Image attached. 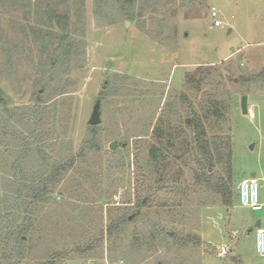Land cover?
<instances>
[{"label":"rangeland","instance_id":"obj_1","mask_svg":"<svg viewBox=\"0 0 264 264\" xmlns=\"http://www.w3.org/2000/svg\"><path fill=\"white\" fill-rule=\"evenodd\" d=\"M50 5L70 16L66 31L47 25ZM36 28L53 43L45 52ZM64 36L76 49L50 67ZM0 89L9 105L0 106V215L24 223L30 201L16 204L15 183L31 184L40 171V157L22 150L37 128L24 106L47 102V165L76 159L30 211L22 264H264L255 239L264 211L242 208L237 196L255 175L264 202V0H136L127 9L125 0H0ZM97 106L100 123L91 126ZM195 117L212 164L189 126ZM94 128L96 144L80 157ZM230 150L236 202L227 208L197 177L227 181ZM123 215L130 222L113 243L107 229Z\"/></svg>","mask_w":264,"mask_h":264},{"label":"trees","instance_id":"obj_2","mask_svg":"<svg viewBox=\"0 0 264 264\" xmlns=\"http://www.w3.org/2000/svg\"><path fill=\"white\" fill-rule=\"evenodd\" d=\"M33 0H29L31 3ZM136 3V0H125V9L131 7ZM52 5L47 7V10L44 13V16L47 17V25L51 28H57L58 26H61L64 28L66 25L70 23V16L68 14L62 15L59 14L56 9H53L51 7ZM130 16L128 17V19ZM38 28L34 29L32 33L34 34V41L35 43L42 48L43 52L47 51L53 43H51V39H45L41 36L40 32H38ZM67 29H65L66 31ZM68 36H64V45L63 49L61 47L55 49V55L51 57V65L50 67H56L58 66L59 62H63V60L67 59L73 52L74 49H76V45L74 43V38L70 43H67ZM70 38V37H69ZM49 40V43H48ZM60 54H65V59H62ZM61 58V59H59ZM40 90L37 92V96L44 97V94L42 92L44 91ZM64 93H60L59 95H62ZM58 95V96H59ZM4 91L0 89V106H3L4 108H7L9 105L4 101ZM24 106V109L29 111L31 114H33V118L37 119V128L33 130V132H29L30 136L26 137L23 142L22 150L24 156L29 155H38L40 157L41 166L40 171L35 174L34 178H32V181L29 180L31 184L26 182V185L20 186V181L16 182L15 185L19 188L18 191L20 193L17 205L25 204L26 200L30 201L28 205L31 207L30 211L37 208V205L43 201H45L47 195L51 192L52 188L56 186L64 177L65 174L68 173V171L73 168V166L76 163L75 158H71L64 164L61 163H54L51 167H49L50 161L47 160V155L45 152V149L47 148L45 146L46 142L43 138V129L45 127V122L42 121V118L40 116V112H42L43 107L47 105V102L43 99H38L36 102H34L35 105ZM189 126L196 128L198 130V133L200 134V137L198 139V148L204 155L203 157L206 158L208 163L212 164V158H211V146L209 142L204 139L206 137L204 127L202 126V122L199 118L195 117L192 120L188 121ZM97 129H93V140H90L86 142L85 146L81 149V152L79 154L80 157H83L87 150L92 149L95 146V139L98 137ZM28 132V131H27ZM157 134L159 137L163 136V131L161 129L157 130ZM231 147V144H230ZM158 154L159 149L156 147H153L151 150V156L153 160L156 162L158 161ZM49 158V157H48ZM229 164L227 166L228 170V179L227 181L223 182V180L219 178H215L214 174L205 173L202 175H198L197 179L200 180L202 183L203 181L210 185L209 188H211L215 194H218L221 196L222 199V205L231 208L235 206V194L232 191V185H233V171H232V151H229ZM19 165V164H17ZM47 165V166H46ZM21 166V163L20 165ZM214 168V166L212 167ZM210 170V169H208ZM19 174L22 173L20 170L17 173V178L19 177ZM26 181H28L26 179ZM212 185V186H211ZM26 186V187H25ZM23 187V188H20ZM238 196V195H237ZM30 211L27 212V214H24V223L22 225H18V223L15 221L17 218L15 215H0V262L9 260L11 254L14 250L18 251V247L20 248V254L18 255L17 259L14 261V263L10 264H22L24 260V253H25V246H26V238L31 234V230L34 226L32 217L30 214ZM23 216V215H21ZM129 217L127 215L121 216L117 221H115L110 227L107 229V234L109 238L111 239V242L117 243L122 241V235L124 234V227L129 223ZM14 223L12 226H8V224ZM6 236V237H5ZM138 245V243H137ZM3 249V252H1ZM59 258H65V255H58ZM233 262L235 264H242L240 258H232ZM124 263H126V258L121 259ZM129 264L131 262L128 261ZM134 264H138L134 263ZM140 264V263H139Z\"/></svg>","mask_w":264,"mask_h":264},{"label":"built area","instance_id":"obj_3","mask_svg":"<svg viewBox=\"0 0 264 264\" xmlns=\"http://www.w3.org/2000/svg\"><path fill=\"white\" fill-rule=\"evenodd\" d=\"M212 16L217 18L216 9L213 8ZM221 21L216 20L215 26L220 27ZM260 185L259 180L255 177L243 180L237 187L238 200L242 207L248 208L253 212H259L263 209V204L260 199ZM256 239V253L264 257V229L259 228L255 233Z\"/></svg>","mask_w":264,"mask_h":264},{"label":"water","instance_id":"obj_4","mask_svg":"<svg viewBox=\"0 0 264 264\" xmlns=\"http://www.w3.org/2000/svg\"><path fill=\"white\" fill-rule=\"evenodd\" d=\"M248 101H249V98L247 95H243L241 97V109H242L243 114H245V115L249 114V102ZM98 109H99V107L97 106L95 108L94 114H93L92 119L90 121L91 126H98L100 123V121H99V110ZM117 145L118 144L116 142H113L111 144L110 148L112 150H114V149H116ZM254 177H255V175H254Z\"/></svg>","mask_w":264,"mask_h":264},{"label":"crops","instance_id":"obj_5","mask_svg":"<svg viewBox=\"0 0 264 264\" xmlns=\"http://www.w3.org/2000/svg\"><path fill=\"white\" fill-rule=\"evenodd\" d=\"M244 180H247V179H244ZM262 204H263V209H262L261 211H259V212L264 211V202H262ZM241 207H242V206H241ZM242 208H245V207H242ZM259 228L264 229V220H262V219H260V220L257 222L255 233H256L257 229H259ZM263 258H264V257H263Z\"/></svg>","mask_w":264,"mask_h":264}]
</instances>
